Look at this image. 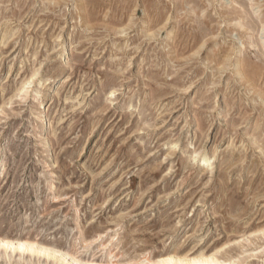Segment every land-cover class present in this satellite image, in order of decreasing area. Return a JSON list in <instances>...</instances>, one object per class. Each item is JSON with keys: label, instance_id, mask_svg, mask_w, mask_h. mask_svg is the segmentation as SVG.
Returning a JSON list of instances; mask_svg holds the SVG:
<instances>
[{"label": "rangeland", "instance_id": "rangeland-1", "mask_svg": "<svg viewBox=\"0 0 264 264\" xmlns=\"http://www.w3.org/2000/svg\"><path fill=\"white\" fill-rule=\"evenodd\" d=\"M171 256L264 264V0H0V264Z\"/></svg>", "mask_w": 264, "mask_h": 264}, {"label": "bare ground", "instance_id": "bare-ground-1", "mask_svg": "<svg viewBox=\"0 0 264 264\" xmlns=\"http://www.w3.org/2000/svg\"><path fill=\"white\" fill-rule=\"evenodd\" d=\"M66 64V62L64 63ZM45 99V96H41L39 97V99H37L36 104L37 107H34L33 109V113H37L36 115V119H38V123L41 125L43 122V116L40 115V110L41 107L44 108V104H43V100ZM33 116V114H32ZM39 128V127H38ZM43 143V142H42ZM48 146V141H44L43 146L41 148H44ZM40 148V149H41ZM207 158L203 157L202 158V162H206ZM2 245L5 247H11L12 250H28V251H33L35 252V249L32 248V246L28 243V242H14L12 240H8V241H1ZM38 253H44V249L43 248H39L36 250ZM72 264H77V260L72 259ZM87 264H94V263H87ZM147 264H220V262L217 259H214V257L212 256H204L200 259H190V260H186V259H178L174 256L171 257H167V258H158L157 260H153V261H148Z\"/></svg>", "mask_w": 264, "mask_h": 264}]
</instances>
